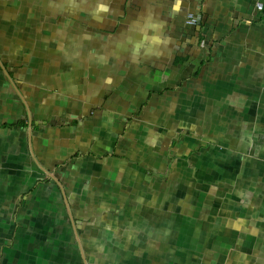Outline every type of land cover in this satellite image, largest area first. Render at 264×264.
<instances>
[{
    "label": "crops",
    "instance_id": "1",
    "mask_svg": "<svg viewBox=\"0 0 264 264\" xmlns=\"http://www.w3.org/2000/svg\"><path fill=\"white\" fill-rule=\"evenodd\" d=\"M0 264H264V0H0Z\"/></svg>",
    "mask_w": 264,
    "mask_h": 264
},
{
    "label": "built area",
    "instance_id": "2",
    "mask_svg": "<svg viewBox=\"0 0 264 264\" xmlns=\"http://www.w3.org/2000/svg\"><path fill=\"white\" fill-rule=\"evenodd\" d=\"M257 6L259 7V8H261L262 7V4H257ZM186 22L188 23V24H196L197 22H198V17L196 16V15H194V14H192V13H189L188 15H187V19H186Z\"/></svg>",
    "mask_w": 264,
    "mask_h": 264
},
{
    "label": "trees",
    "instance_id": "3",
    "mask_svg": "<svg viewBox=\"0 0 264 264\" xmlns=\"http://www.w3.org/2000/svg\"><path fill=\"white\" fill-rule=\"evenodd\" d=\"M196 24H197V23H196ZM196 24H195V25H196Z\"/></svg>",
    "mask_w": 264,
    "mask_h": 264
},
{
    "label": "rangeland",
    "instance_id": "4",
    "mask_svg": "<svg viewBox=\"0 0 264 264\" xmlns=\"http://www.w3.org/2000/svg\"><path fill=\"white\" fill-rule=\"evenodd\" d=\"M221 254V253H220Z\"/></svg>",
    "mask_w": 264,
    "mask_h": 264
}]
</instances>
